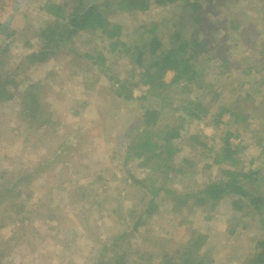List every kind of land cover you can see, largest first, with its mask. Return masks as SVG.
<instances>
[{
    "label": "rangeland",
    "instance_id": "374dc122",
    "mask_svg": "<svg viewBox=\"0 0 264 264\" xmlns=\"http://www.w3.org/2000/svg\"><path fill=\"white\" fill-rule=\"evenodd\" d=\"M50 1L66 0H0V23L7 24L0 43L6 34L16 31L15 41L12 38L0 44V83L10 79L4 86L14 94L13 99L0 101V264H98L123 252L128 253V264H162L166 259L182 264L181 256L194 249L188 244L197 234L207 237L198 251L207 264H250L257 242L264 240V218L250 209H234L231 198L222 200L214 210L193 208L189 202L179 210L174 208L172 196L160 193L156 211L145 215L151 196L133 178L162 180V176L137 159L124 164L121 136L132 125L138 128L142 113L139 98L147 88L129 86L134 100H126L117 95L121 86L113 80L132 75L136 77L132 83H139L136 57H131L134 50L125 55L119 44L111 52L108 39L99 34L82 35L44 64L25 63L23 55L38 49L37 30L51 21L43 9ZM106 12L112 22L123 26L120 40L127 44L141 43V26L150 28L154 22L160 23L157 33L167 44L175 25L182 23L183 13L180 4L160 6L153 0L146 12H117L114 8ZM203 13L208 23L201 35L212 33L217 41L224 38L232 46L230 63L236 66L228 70V66H216L212 57L197 58L212 88L207 97L200 88H194L188 97L199 99L211 111L201 122L186 114L172 118L171 123L182 128L181 139L174 142L179 148L174 165L187 172L185 179L178 174L169 182L179 195L219 178L218 167L212 164L214 153L196 147L189 135L203 132L209 148L222 147L228 128H213L212 118L219 106H237L247 93L254 97L244 101L246 110L256 112L254 120H248L252 127L232 142L244 146L240 167L262 169L264 174V158L255 144L263 131L254 128L264 127V95L252 92L264 76V70L254 63L264 59V1L217 0L204 7ZM234 22L243 25L247 37L259 33L254 45L253 41L251 47L238 45L241 35L228 31ZM95 50L109 59L103 70L90 69L86 55ZM247 68L252 71L245 76ZM173 77L169 72L165 81L169 84ZM33 84H40V90H35L43 111L35 115L37 119L26 120L23 97ZM261 90L263 93L264 86ZM179 91L170 90L180 100ZM47 118L51 124L41 128ZM210 164L212 168L205 169ZM7 196L9 201L1 204ZM142 216L144 224L134 231ZM123 234L128 235L121 239ZM145 253L156 256L155 260L138 262L139 255Z\"/></svg>",
    "mask_w": 264,
    "mask_h": 264
},
{
    "label": "trees",
    "instance_id": "16d2710c",
    "mask_svg": "<svg viewBox=\"0 0 264 264\" xmlns=\"http://www.w3.org/2000/svg\"><path fill=\"white\" fill-rule=\"evenodd\" d=\"M213 1L217 0H153L154 4L160 6L180 4L183 12L181 14L182 23L175 25L167 44L157 33L160 26L158 22L151 23L150 28H147L146 24L141 26L143 30L141 43L132 42L127 44L122 42L120 39L124 29L123 26L112 22L108 17V12H106V10L112 8L117 12H146L152 7V0H108L102 3L94 0H66L64 3L46 2L43 9L51 17V21L37 30L38 49L23 55L25 63L30 66L44 64L61 51L62 47L74 41L77 37L96 34L110 41L111 52H115L119 44L123 47L122 52L125 55H130L133 50L135 51V56L131 57H136L133 61L136 66L135 71L138 72L139 83L135 85L132 83L136 78L132 75L124 80H113H116V83L121 86L116 91L117 95L124 97L126 100H134L132 89L127 90L129 86L134 88L140 84L147 88L139 98L142 103V113L138 119L140 122L138 128L132 125L121 136V139L126 151L124 164L137 159L141 161L142 165L148 166L152 172L160 173L159 176H162V180H160V177L152 178L150 176L140 181L133 178L134 183L137 186L146 188L151 196L150 206L145 211V215L148 216L156 211V199L160 193H164L172 196V200L175 201L174 208L179 210L189 203L193 208L207 207L209 210H214L222 200L231 198L235 206L234 209L239 211L245 208L250 209L249 211H253L255 216L264 218L263 171L262 169L252 170L240 167L242 164L240 154L243 152L244 146L232 142V138H239L241 132L252 127L248 120H254L255 114L253 113L255 111L253 108L251 110L244 108L246 103L244 101H250L254 98L249 93L245 94L246 98L240 97L237 106H219L214 114L212 118L213 128L218 129L221 126L228 128L223 138L222 147L217 150L209 148L207 138L203 132L189 135V140L196 147L214 153L212 164L218 167L219 178L215 181L209 179L201 189L189 190L187 193L180 195L169 185L170 180H173L171 177L173 178L178 174L183 175L182 178L184 179L187 177V172L183 168L174 165V159L179 153V148H177L178 146L175 147L174 142L181 139L182 128L174 126V123L171 122L176 117L181 118V115L177 114H186L188 118L201 122L206 120L211 111L209 106L202 104L199 99L192 101L188 97L194 88L203 90L202 96L207 97L210 88H212V85L206 83L207 77L204 69L198 64L197 58L203 57V55L212 57L216 66L219 65L224 69L228 66V70L229 67L236 66L230 63L229 54L232 51V46L226 44L222 40L224 38L217 41V38L213 39L212 33L201 35L208 23L203 9L204 7H211ZM219 1L225 2V0ZM104 7L105 9H103ZM261 22L264 23V17H262ZM236 23L230 24L228 31L230 34L235 31L236 35H241L242 40L238 45L245 44L248 47H251L252 43L254 45L255 41L258 40L259 33L257 32V35L254 33L255 38L249 35L247 37L246 33H242L243 25ZM6 27V23H0V34L4 32ZM187 32H191L189 36H185ZM14 36H16V31L6 34V39L4 38L1 43H5V41L8 43ZM12 41H15V39L13 38ZM96 53L97 57L95 56ZM86 57L91 61V70L95 67L103 70L109 60L106 55L98 52V50L87 53ZM254 63H257L256 66L264 70V59ZM247 70L243 75L248 76L251 74L252 69L247 68ZM169 72H172L174 77L168 84L165 81V76ZM250 82L251 78H249ZM8 83H10V79L0 83V101L14 98V94H11L4 86ZM241 85H245V82H242ZM262 86H264V76L258 80L256 89H252L254 90L252 92L256 93L255 96L264 95L261 90ZM40 88V84H33L28 86L24 93L23 111L26 120L37 119L35 115L39 114L40 116L43 111L40 98L37 97V91L35 90H40ZM172 88L177 91L180 89L181 98L182 93H184L183 99H176L179 97L175 92L171 95L170 90ZM227 115L229 116L228 120L223 121ZM47 124H51L49 118L40 123L39 126L44 128ZM254 128H262L263 133L257 138L255 144L259 147L261 156L264 158V127L260 125ZM253 132L259 133L260 131L254 130ZM184 162L188 163L189 160L185 159ZM211 168L210 164L205 169L210 170ZM148 182L149 188L147 189ZM2 200L0 199V201ZM8 201L9 196L1 204ZM143 224L144 219L142 216L135 223L134 231H137ZM127 235L123 234L120 238L123 239ZM206 240L207 237L203 234H197L196 237H193L188 245L193 246L194 249L186 251L181 256L179 263L207 264L198 252L204 246ZM254 252L255 256L250 264H264V240L257 242ZM127 255V252H123L121 255L114 256L113 259H109L108 262L102 260L98 264H128ZM155 257L151 253L141 254L138 257V262L151 263L155 260ZM172 261V259H166L163 263L173 264Z\"/></svg>",
    "mask_w": 264,
    "mask_h": 264
}]
</instances>
